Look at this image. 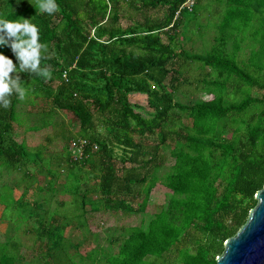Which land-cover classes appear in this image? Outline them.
Masks as SVG:
<instances>
[{"label": "trees", "instance_id": "trees-1", "mask_svg": "<svg viewBox=\"0 0 264 264\" xmlns=\"http://www.w3.org/2000/svg\"><path fill=\"white\" fill-rule=\"evenodd\" d=\"M187 1L54 0L49 15L38 0H0V17L30 20L47 48L41 67L49 68L51 79L19 74L27 103L65 114L77 130L70 140L88 142L81 159L67 150L60 158L68 169L62 191L70 202L55 207L74 206V212L50 214L27 198L28 187L14 198L1 183L0 191L11 189L12 206L28 228L21 229L27 244L11 237L0 242V264H216L225 242L246 223L264 187V0H222L221 25L204 54L182 45L188 31L182 15L193 13L198 0L190 9L183 7ZM243 40L254 47L245 61L232 47ZM0 52L17 64L10 48ZM192 66L198 70L195 88L206 99L175 102L173 95L192 85ZM243 88L254 94L232 101ZM131 95L145 96L149 111L132 104ZM8 99L9 106L0 107V177L19 173L30 181L33 168L43 166L41 154L32 156L18 141L16 106L23 99L15 93ZM166 155L173 164L162 179L156 173ZM82 169L94 177L91 190L80 191L74 172ZM159 183L170 198L145 222ZM2 207L0 222L11 225L3 221ZM106 212L123 220L112 251L100 259L94 250L80 255L67 228L75 220L89 228Z\"/></svg>", "mask_w": 264, "mask_h": 264}, {"label": "rangeland", "instance_id": "rangeland-1", "mask_svg": "<svg viewBox=\"0 0 264 264\" xmlns=\"http://www.w3.org/2000/svg\"><path fill=\"white\" fill-rule=\"evenodd\" d=\"M222 7V0H198L193 13H185L182 15L184 26L188 24L186 29L188 31L187 33L184 32L185 39L182 41L183 48L186 51L198 54L207 52L205 51V46L210 43L211 36L215 33L212 28V23L215 19L218 20L217 11ZM120 26L125 27L126 23L123 21ZM182 31L181 29V32ZM201 34H204V36L200 37ZM248 57L249 50H243L238 58L245 61ZM197 75L198 70L192 66L191 73L188 74V78L192 85L186 84L182 86L177 93L173 95L175 102L186 104L199 100L200 98L206 99V96L198 92L195 88L194 78H196ZM185 76L187 77V73ZM253 94L254 91L252 89L243 88L236 96H231V100L236 102L241 98ZM26 99L27 98L23 99L22 102L16 106V112L18 114L17 121L19 119L18 123L22 126V133L20 132L18 141L25 144L26 149L32 156L41 154L39 159L42 160L43 166H38L40 171L34 172V170H37V167L33 168V176L30 181L21 180L19 173H12L8 175V178L6 177V180H3V178L0 180L6 185L7 183L9 184L14 191V198L20 196L23 188L28 187L27 198L38 200L40 203H43L44 209H52L50 214L63 215L64 213L74 212L76 210L74 206L61 210L59 207H55V205L61 201L70 202V198L62 191L66 183L68 169L65 164L61 165L60 158L67 157L68 147H66V145L68 146L69 144L66 143H68L71 138L76 137L77 130L68 123L65 114L58 111L48 112L49 109L42 106L39 107L36 105L32 107L27 103L28 101ZM129 99L132 104H137L143 111H149L145 96L131 95ZM42 112L50 113V116L46 118ZM43 121H50V127L41 128ZM36 127L41 129L32 132L31 129ZM166 157L165 165L156 173V175L162 179L173 164V160L168 155H166ZM46 171L58 175L52 179ZM74 173L81 181L80 191L93 189L96 182L93 175H91L87 169H82L79 173L75 171ZM51 181L52 183L50 184ZM74 184L75 181L73 180L70 186ZM38 186L41 188V191H38ZM11 192L9 187H5L0 191V202L1 200L4 201V203L2 202L0 204V215L3 210L2 206H5L6 210L4 212L3 221H9L13 227L11 228V225L0 222V242H4L11 237L14 241H19L25 245L27 244V238L23 235L21 229L28 228L26 219L19 214L17 208L12 206ZM170 195L171 193L159 183L150 196L148 207L144 215L145 222L167 203ZM91 196L94 197V194L91 193ZM14 214L16 216H14ZM101 223H103V225ZM122 224V218L112 215L110 212H106L96 216L95 219L91 221L89 228L95 232L94 236L89 232V228L82 227L77 220L72 223L71 228H67L65 236L72 245L79 246L80 255H86L91 250H94L96 251V259H100L102 255L109 254L112 251L111 240L120 236V231L117 227ZM112 225L116 226L114 227ZM32 226L31 224V229H33ZM25 255L28 257L30 256L29 253ZM26 260L30 259L27 258ZM75 261L78 262V258H75ZM95 264H98V262Z\"/></svg>", "mask_w": 264, "mask_h": 264}, {"label": "clouds", "instance_id": "clouds-1", "mask_svg": "<svg viewBox=\"0 0 264 264\" xmlns=\"http://www.w3.org/2000/svg\"><path fill=\"white\" fill-rule=\"evenodd\" d=\"M41 12L51 15L56 10L54 0H38ZM10 48L17 64L0 52V107L9 106L8 97L14 93L24 99L27 88L19 74L27 72L48 80L51 72L48 67H41V60L47 51L40 43L39 29L28 19H6L0 17V49ZM16 74L15 76L11 74Z\"/></svg>", "mask_w": 264, "mask_h": 264}, {"label": "water", "instance_id": "water-1", "mask_svg": "<svg viewBox=\"0 0 264 264\" xmlns=\"http://www.w3.org/2000/svg\"><path fill=\"white\" fill-rule=\"evenodd\" d=\"M255 199L246 223L225 242L216 264H264V187Z\"/></svg>", "mask_w": 264, "mask_h": 264}, {"label": "built area", "instance_id": "built-area-1", "mask_svg": "<svg viewBox=\"0 0 264 264\" xmlns=\"http://www.w3.org/2000/svg\"><path fill=\"white\" fill-rule=\"evenodd\" d=\"M192 2L193 0H188L187 3L183 7L190 9ZM87 146H88V142L84 139L70 140L69 147H68L70 157L74 160L81 159L82 157H84V149Z\"/></svg>", "mask_w": 264, "mask_h": 264}, {"label": "crops", "instance_id": "crops-1", "mask_svg": "<svg viewBox=\"0 0 264 264\" xmlns=\"http://www.w3.org/2000/svg\"><path fill=\"white\" fill-rule=\"evenodd\" d=\"M224 10L222 9H218L217 13H218V20L215 19V21H213L212 23V28L214 29V32H216V28H219V26L221 25V21H222V17L224 15ZM239 44V47L237 46H232L233 48H238L240 49L241 51L243 50H250V49H253V45L251 42H249L248 40H243L242 42H238ZM213 46V41H212V37H211V40H210V43L207 44L205 46V49H210V47ZM229 48H230V45H229ZM6 177L8 178V175H3V177H0L3 178V180H6ZM1 183H3V181L0 180V186H1ZM7 185L9 186V184L7 183ZM10 187V186H9ZM14 188V187H13ZM13 194H14V191H13Z\"/></svg>", "mask_w": 264, "mask_h": 264}]
</instances>
